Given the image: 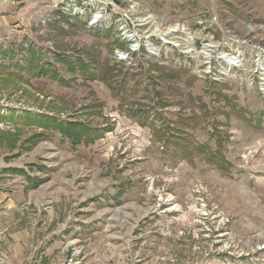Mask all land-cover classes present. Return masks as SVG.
Wrapping results in <instances>:
<instances>
[{
	"label": "rangeland",
	"instance_id": "rangeland-1",
	"mask_svg": "<svg viewBox=\"0 0 264 264\" xmlns=\"http://www.w3.org/2000/svg\"><path fill=\"white\" fill-rule=\"evenodd\" d=\"M0 23V155L35 166L34 224L55 258L264 264V0H0ZM39 115L102 136L73 147L47 129L22 146ZM149 121L184 131L186 154Z\"/></svg>",
	"mask_w": 264,
	"mask_h": 264
},
{
	"label": "crops",
	"instance_id": "crops-1",
	"mask_svg": "<svg viewBox=\"0 0 264 264\" xmlns=\"http://www.w3.org/2000/svg\"><path fill=\"white\" fill-rule=\"evenodd\" d=\"M8 156L0 155V264H63L34 224L35 166L15 165Z\"/></svg>",
	"mask_w": 264,
	"mask_h": 264
},
{
	"label": "trees",
	"instance_id": "trees-1",
	"mask_svg": "<svg viewBox=\"0 0 264 264\" xmlns=\"http://www.w3.org/2000/svg\"><path fill=\"white\" fill-rule=\"evenodd\" d=\"M32 53V59L34 62V56H36V52L30 50ZM59 60L65 65L66 69L68 70H73L75 67H77V69L80 70L81 73H83V76H85L86 78L88 77V74L92 73L93 71H95V69H93L96 65L95 63L89 62L90 60L86 61V59H76V65L70 61H68V59H66V57L64 58H59ZM91 66V69H90ZM14 67H18L16 64ZM49 65L46 67H38L36 74L34 73V71L31 70H35L34 66L32 64L27 65V67L25 68V71H30V73L36 75V76H43V75H47V73H50L49 69H48ZM20 69V68H19ZM184 71V70H183ZM96 72V71H95ZM54 77H56L55 73H52ZM94 75H92V78L90 79H95V77H97V73H93ZM58 82H60V79L57 78L56 79ZM213 82H210V84H212ZM216 85H212L213 88H215ZM219 89H215L212 90V92H217V93H212L215 94V99H220L222 98V96H224L225 99L228 100V97L225 95H222L223 93H221V91H218ZM157 94V93H155ZM192 98L190 97V100ZM200 100V99H198ZM228 105H230V102L227 101L226 102ZM205 104L202 103V105L200 107L205 108ZM230 108L232 110L235 111L234 106L231 105ZM206 115V114H205ZM134 117H139L138 121L141 125H145L147 123V119L148 116H150V112L146 111V110H137L133 113ZM154 118H156V120L160 119V115L158 112H154ZM193 118L190 117H186V118H181L180 121H182L184 124H190V122H192ZM157 122V121H156ZM24 124L27 126H31V125H37L39 127H41L43 129L42 132H39L37 134H33V137L31 139H25L26 141L22 142V146L25 144V142H28L29 140H33L34 138H37L38 136H42L44 134V130H53V131H58L60 132V135L64 138H66L73 147H76L78 145H88L90 143H92L94 141V139L99 138L102 136V134L100 133V131L96 128V129H91L88 125H84L82 122L79 121H61V122H56L53 118L47 117V116H43V115H39L38 117L34 118V117H26L24 120ZM149 126H151L153 128L154 134H156V136L160 139H163V145L165 146V148H167V146H169L172 150V154H176L177 153H184L188 151V145L187 142L184 140V131H180L177 130L175 128L170 127L169 125H163V126H159V124H153V122L149 121ZM47 130V131H48ZM107 130V129H106ZM183 136V137H182ZM39 138V137H38ZM16 141V139H15ZM18 142V141H17ZM16 142V143H17ZM162 145V146H163ZM186 154V153H184ZM208 155L209 158L212 157H216L218 155V152H210L208 150ZM223 159V158H221ZM33 167V166H32ZM41 181V179L37 180ZM37 182H35L32 186H36ZM122 192V190H120L118 192V195Z\"/></svg>",
	"mask_w": 264,
	"mask_h": 264
},
{
	"label": "bare ground",
	"instance_id": "bare-ground-1",
	"mask_svg": "<svg viewBox=\"0 0 264 264\" xmlns=\"http://www.w3.org/2000/svg\"><path fill=\"white\" fill-rule=\"evenodd\" d=\"M100 15L98 13H96L94 16H93V20L96 21L98 19ZM92 21V22H94ZM174 28H176V26H173ZM157 31H160L159 29ZM186 32V31H185ZM223 57V60L229 64V65H233V63H235V57H232V56H228V55H222ZM262 59V58H261ZM237 62V61H236ZM236 64V63H235Z\"/></svg>",
	"mask_w": 264,
	"mask_h": 264
},
{
	"label": "built area",
	"instance_id": "built-area-1",
	"mask_svg": "<svg viewBox=\"0 0 264 264\" xmlns=\"http://www.w3.org/2000/svg\"><path fill=\"white\" fill-rule=\"evenodd\" d=\"M79 1L80 0H76V3H78ZM72 11H74L76 13V9L75 8H73ZM124 55L127 56L128 54L127 53L124 54L123 52H120L119 58L122 59Z\"/></svg>",
	"mask_w": 264,
	"mask_h": 264
},
{
	"label": "water",
	"instance_id": "water-1",
	"mask_svg": "<svg viewBox=\"0 0 264 264\" xmlns=\"http://www.w3.org/2000/svg\"><path fill=\"white\" fill-rule=\"evenodd\" d=\"M98 1H100V2H107V1H109V0H98Z\"/></svg>",
	"mask_w": 264,
	"mask_h": 264
}]
</instances>
